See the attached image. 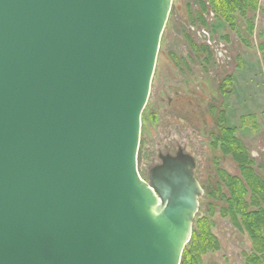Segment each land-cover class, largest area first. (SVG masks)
Segmentation results:
<instances>
[{
    "label": "water",
    "instance_id": "1",
    "mask_svg": "<svg viewBox=\"0 0 264 264\" xmlns=\"http://www.w3.org/2000/svg\"><path fill=\"white\" fill-rule=\"evenodd\" d=\"M172 0H0V264H180L194 157L137 170Z\"/></svg>",
    "mask_w": 264,
    "mask_h": 264
},
{
    "label": "rangeland",
    "instance_id": "2",
    "mask_svg": "<svg viewBox=\"0 0 264 264\" xmlns=\"http://www.w3.org/2000/svg\"><path fill=\"white\" fill-rule=\"evenodd\" d=\"M259 4L248 18L236 14L232 30L216 17L209 0H172L141 113L137 170L144 180L160 163L159 153L174 154L181 148L194 157L193 174L203 192L192 230L198 220H207L218 242L217 249L200 254L198 264H246L244 255L252 253L240 214L231 215L227 182L235 177L243 182L247 211L256 208V188L240 162L215 145L214 135L222 127L223 110L226 125L251 159L244 168L264 177V0ZM249 18L255 26L252 33L246 29ZM228 77L231 85L220 93L219 85Z\"/></svg>",
    "mask_w": 264,
    "mask_h": 264
},
{
    "label": "trees",
    "instance_id": "3",
    "mask_svg": "<svg viewBox=\"0 0 264 264\" xmlns=\"http://www.w3.org/2000/svg\"><path fill=\"white\" fill-rule=\"evenodd\" d=\"M209 1L216 17L224 20L232 30L236 27L234 24L235 13H239L242 17H246L248 12H255L258 9V0ZM246 25L247 31L251 32L253 29L252 21L246 19ZM231 82L230 77L221 82L219 85L220 92L224 94L226 92V87H229ZM219 112V119L222 127L219 134L214 135L215 145H219L225 153H231L233 157L240 162L242 173H245L246 170L245 175H247L248 183L253 184V187L256 188L252 192V197H255L253 201L255 202L256 208L255 210L247 211L245 209L247 204L244 201L246 189L243 182L236 177L227 182L231 195V198L228 199L231 215L240 214L242 223V225H240L242 229L247 232L252 241V253L244 255L246 256V264H264V177L260 178L255 176L248 166L244 168L246 163L249 164L251 161L248 151L243 144L233 136L234 129L226 125V118L223 110ZM261 115L262 117L264 116V111ZM251 117L253 118L254 116ZM253 126H255V124H253ZM232 210H234L233 214ZM196 225L197 229L192 230L191 237L183 249L180 264H198L201 260L200 254L202 252L218 248L217 239L210 231L209 221L201 219L197 221Z\"/></svg>",
    "mask_w": 264,
    "mask_h": 264
},
{
    "label": "flooded vegetation",
    "instance_id": "4",
    "mask_svg": "<svg viewBox=\"0 0 264 264\" xmlns=\"http://www.w3.org/2000/svg\"><path fill=\"white\" fill-rule=\"evenodd\" d=\"M259 1H260V0H258V9H257L256 11H258L259 8H260ZM256 11H255V12H256ZM255 12H251V11H250V12L247 13V15H248L249 13H253V14H255ZM236 14H238L239 16H241L239 13H235V14H234V24H235V17H236L235 15H236ZM247 15H246V17H243V18H248ZM252 16H254V15H252ZM241 17H242V16H241ZM252 18H253V17H252ZM249 20H251L252 23H253V20H252L251 18H249ZM223 21H224V20H223ZM235 26H236V25H235ZM254 27H255V26H254ZM254 27H253L252 31L254 30ZM235 29H236V27H235ZM246 29H247V28H246ZM252 31L249 32V33H252ZM237 57L239 58V60H238V65H237V66H238V68H241V67H242V60L240 59V56H237ZM220 93H221V92H220ZM179 149H181V148H178L177 150H179ZM164 154H165V153H164Z\"/></svg>",
    "mask_w": 264,
    "mask_h": 264
}]
</instances>
